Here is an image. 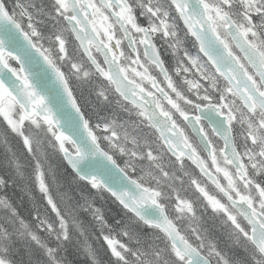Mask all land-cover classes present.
I'll return each mask as SVG.
<instances>
[{"label": "snow or ice", "instance_id": "obj_1", "mask_svg": "<svg viewBox=\"0 0 264 264\" xmlns=\"http://www.w3.org/2000/svg\"><path fill=\"white\" fill-rule=\"evenodd\" d=\"M0 125V264H264V0H0Z\"/></svg>", "mask_w": 264, "mask_h": 264}, {"label": "trees", "instance_id": "obj_2", "mask_svg": "<svg viewBox=\"0 0 264 264\" xmlns=\"http://www.w3.org/2000/svg\"><path fill=\"white\" fill-rule=\"evenodd\" d=\"M0 128H2V125H0ZM15 143V141H13ZM3 159V146L0 145V160ZM3 169L0 168V174H2ZM0 195H7L12 203L16 205L18 208L21 216H24L26 219H31V215L29 210L31 209V204L28 202L27 198L25 197L23 200H21L22 193L18 188H14L9 186L2 192H0ZM42 203V201H41ZM97 206L100 207H105V213L109 218V222H111L112 217H111V212H118V208L114 204H107L104 206L99 198L96 200ZM108 209H111V212L108 211ZM4 210L0 209V216H3ZM207 227H209L211 234L213 237L216 238V241L220 247L225 253H227L232 259H243L244 258V253L241 249L234 247L231 242L228 240L225 232V228L221 225L220 222L217 220L212 221L208 220ZM17 248H20L19 253H13L12 259L17 262V264H28V258L27 255L24 251V247L22 244L17 242L15 245ZM68 259L72 262V264H85L84 259L82 256H77L71 249H69L68 253Z\"/></svg>", "mask_w": 264, "mask_h": 264}, {"label": "rangeland", "instance_id": "obj_3", "mask_svg": "<svg viewBox=\"0 0 264 264\" xmlns=\"http://www.w3.org/2000/svg\"><path fill=\"white\" fill-rule=\"evenodd\" d=\"M211 215V213H207L206 214V216H210ZM218 222H220V220L219 219H216Z\"/></svg>", "mask_w": 264, "mask_h": 264}]
</instances>
